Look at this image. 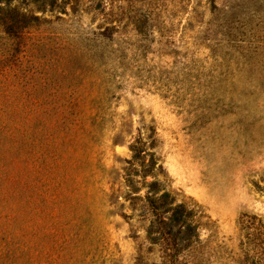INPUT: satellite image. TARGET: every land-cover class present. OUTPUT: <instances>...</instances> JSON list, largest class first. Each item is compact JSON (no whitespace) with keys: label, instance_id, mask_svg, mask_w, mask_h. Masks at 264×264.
Masks as SVG:
<instances>
[{"label":"rangeland","instance_id":"1","mask_svg":"<svg viewBox=\"0 0 264 264\" xmlns=\"http://www.w3.org/2000/svg\"><path fill=\"white\" fill-rule=\"evenodd\" d=\"M11 4L46 22L26 55L0 57V120L32 103L35 71L49 75L51 124L32 155L0 142V246L18 251L26 179L45 209L38 264H250L264 225V0ZM163 194L180 228L158 226L149 199Z\"/></svg>","mask_w":264,"mask_h":264},{"label":"trees","instance_id":"2","mask_svg":"<svg viewBox=\"0 0 264 264\" xmlns=\"http://www.w3.org/2000/svg\"><path fill=\"white\" fill-rule=\"evenodd\" d=\"M52 1L54 2V0ZM11 2L12 0H0V57L10 55L16 58L19 57V55L23 56L29 52L31 44L29 45L28 42L30 37L35 34L34 32H36V30H39L40 25L46 22V20L40 19L39 16L34 15L32 12H23L19 10L18 7L13 6ZM37 8H40L42 10L41 12H44L42 5H37ZM112 31L113 28H107L99 32V41L105 42L111 40ZM35 65L37 66V63ZM8 76H12V74L5 77L8 78ZM25 76L26 75H24L22 79L25 78ZM48 78L49 75L41 74L39 76V73L35 71L31 72L28 78H25L28 81L34 80L32 83L29 81V84L27 82L23 84L27 89H30L28 90L30 93L27 94L30 96L32 103L27 106H23V103L20 105L15 100L10 103V108L8 110L13 115L0 120V142L8 141L2 146H9L15 149L20 148V155H32L35 151L34 148L38 133L41 131L44 132L45 130L47 131L49 128L48 124H51L50 118L47 117V105H49V103L46 100L48 95L44 91V87H42ZM9 82L10 81L4 78L3 81H0V84L7 85L8 83L7 86H9ZM21 82L16 84L15 80L11 82L10 90L18 88L17 84ZM15 85L17 86L15 87ZM36 91L39 92V95H37L38 92L36 93ZM66 108L67 106L62 107L54 117L56 119H61L64 116ZM0 112H2L1 108ZM20 192L22 199H20V194L17 199H20L18 202L24 209L23 212L20 213L23 217V225L19 230L24 232L19 241L20 245L19 242H17L19 245L17 250L20 252L19 257L21 256V261L19 262L20 259L16 256V252L18 251L12 250L10 246L4 244L0 246V264H38V253L36 251L37 254L35 255V252L32 250L31 237L37 233V223L34 220L39 219L41 222H44L41 220L40 212L45 214V209H39L40 211L37 213L32 187L27 183L26 179L21 186ZM161 197L165 199L163 201H160L161 198L156 200L151 197L149 199V205L152 208L155 220L158 221V226L160 225V229H162L163 232L167 227L177 226L180 228L182 225L179 224L178 218H171L168 222L164 220L165 218L163 215L170 211L168 209L169 203L166 200L168 195L163 194ZM7 217H10L7 213L0 214V218ZM254 231V238L257 240L259 250L254 255L250 264H264V225L259 222L257 226H255ZM21 253H24L27 257L24 258ZM172 256L175 258V253H173Z\"/></svg>","mask_w":264,"mask_h":264}]
</instances>
